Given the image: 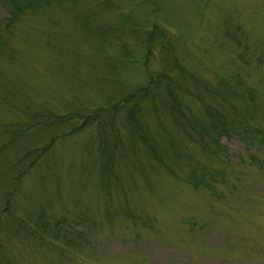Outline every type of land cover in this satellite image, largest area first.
Instances as JSON below:
<instances>
[{
    "label": "rangeland",
    "instance_id": "obj_1",
    "mask_svg": "<svg viewBox=\"0 0 264 264\" xmlns=\"http://www.w3.org/2000/svg\"><path fill=\"white\" fill-rule=\"evenodd\" d=\"M12 8L0 264H264V0Z\"/></svg>",
    "mask_w": 264,
    "mask_h": 264
},
{
    "label": "trees",
    "instance_id": "obj_2",
    "mask_svg": "<svg viewBox=\"0 0 264 264\" xmlns=\"http://www.w3.org/2000/svg\"><path fill=\"white\" fill-rule=\"evenodd\" d=\"M43 1L45 0H6V2L11 6L13 7L12 8V15H15V14H19L21 13L22 11H26L28 9H32V8H35L37 4L39 3H43ZM171 77L169 78V89H170V92H169V97H170V101L171 103L169 102V104L167 103L169 100H167L165 102V105L169 106V110L171 112H173V114H176L177 113V107L174 105L176 104V101L171 97V95L174 94V91L172 90V87H171ZM151 83V82H150ZM148 84L146 85L145 87L141 88L140 91H139V111L141 110V101H143V96H145V94H151V99L152 101L155 102V98H157V95H156V91L154 89H150L151 87V84ZM168 89V91H169ZM158 93V91H157ZM217 119V122H219L220 126L223 127L222 130H226V122H224L222 119H220L219 121V117L216 118Z\"/></svg>",
    "mask_w": 264,
    "mask_h": 264
},
{
    "label": "bare ground",
    "instance_id": "obj_3",
    "mask_svg": "<svg viewBox=\"0 0 264 264\" xmlns=\"http://www.w3.org/2000/svg\"><path fill=\"white\" fill-rule=\"evenodd\" d=\"M158 253H159V254H162V251H161V250H159V251H158Z\"/></svg>",
    "mask_w": 264,
    "mask_h": 264
}]
</instances>
